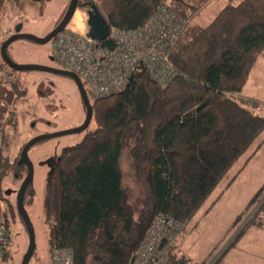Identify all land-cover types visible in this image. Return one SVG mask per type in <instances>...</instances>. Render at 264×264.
I'll use <instances>...</instances> for the list:
<instances>
[{
  "label": "trees",
  "instance_id": "1",
  "mask_svg": "<svg viewBox=\"0 0 264 264\" xmlns=\"http://www.w3.org/2000/svg\"><path fill=\"white\" fill-rule=\"evenodd\" d=\"M205 2L93 3L109 27L119 30L141 27L162 6L188 22L170 54L176 75L167 86H159L139 66L123 90L90 99L94 127L88 125L79 143L50 159L43 198L50 253L66 250L72 264H132L153 218L165 215L186 227L264 131V117L253 109L257 103L236 96L264 51V0H228L208 24L200 25L194 18ZM34 3L0 0V21L7 6L22 11ZM80 3L77 8L86 6ZM104 45L114 46L108 41ZM0 68L4 70L0 76V226L8 239L4 263L9 252L6 210L13 208L2 196V182L13 165L4 152L6 133L24 87L19 71L1 57ZM125 149L143 194L136 217L123 184L120 163ZM257 201L228 245L250 228H264V183L245 210ZM16 213L21 217L17 207ZM240 219L241 215L234 225ZM178 244L171 247L170 264H190Z\"/></svg>",
  "mask_w": 264,
  "mask_h": 264
},
{
  "label": "rangeland",
  "instance_id": "2",
  "mask_svg": "<svg viewBox=\"0 0 264 264\" xmlns=\"http://www.w3.org/2000/svg\"><path fill=\"white\" fill-rule=\"evenodd\" d=\"M80 1L92 4L96 0ZM227 1L206 0L194 21L200 25L208 24ZM34 2L22 11L15 7H6L0 21L1 43L14 33L18 25L21 26L20 33L36 37L46 36L54 24L61 20L70 0H34ZM78 9L73 22L84 30L87 20L86 9ZM7 54L17 64L59 68V64L51 59L48 43L38 44L29 39H16L7 47ZM262 58L263 56L255 63L251 75L257 87L255 99L259 101L253 109L255 113L264 117ZM17 75L22 83L21 87H24L21 88L24 97L16 103L6 133L8 145L4 152L13 165L2 182V196L13 208L12 212L6 210L9 224V252L5 264H21L29 244L26 225L16 213L15 199L17 190L27 173V165L21 162L22 145L39 135L78 127L85 119V109L79 92L69 77L37 70L19 71ZM93 127V123L88 126L89 129ZM84 133L85 131H82L43 139L28 150L33 174L24 195L23 206L33 228L35 247L27 264H51L48 224L43 211L50 159L59 154L63 148L79 143ZM120 164L123 184L128 189L129 202L136 217L142 205L143 194L140 184L133 176L127 149L122 153ZM263 183L264 131L220 180L191 222L186 227L183 226L181 234L178 233L174 243H179L177 247L190 257V264H212L217 258L218 264H264V228H250L233 244L228 245L245 219L259 204L260 201H257L258 203L255 202L251 208L245 210L247 203ZM239 215L241 219L234 225Z\"/></svg>",
  "mask_w": 264,
  "mask_h": 264
},
{
  "label": "built area",
  "instance_id": "3",
  "mask_svg": "<svg viewBox=\"0 0 264 264\" xmlns=\"http://www.w3.org/2000/svg\"><path fill=\"white\" fill-rule=\"evenodd\" d=\"M78 10L48 46L51 59L59 68L78 76L89 100L123 90L141 65L161 87L175 77L170 54L187 19L162 6L141 27L127 31L110 27L108 36L100 41L88 36L87 24L81 30L73 22ZM105 41L114 46H105ZM2 74L4 70L0 68V76ZM5 78L9 80L11 75L5 74ZM182 230L178 222L156 215L135 251L132 264H170L171 247ZM7 242V235L0 226V264H3L2 254ZM50 259L51 264H72L70 253L62 249L52 250Z\"/></svg>",
  "mask_w": 264,
  "mask_h": 264
},
{
  "label": "water",
  "instance_id": "4",
  "mask_svg": "<svg viewBox=\"0 0 264 264\" xmlns=\"http://www.w3.org/2000/svg\"><path fill=\"white\" fill-rule=\"evenodd\" d=\"M78 1L79 0H70L65 14L61 18V20L57 23V25H55L53 27V29H51V31L46 36L36 37L34 35H31V34L20 33V27L21 26L18 25L15 28L14 33L10 37L5 39L0 45V57L3 61V63H5L9 68H11L15 71L21 72V71L37 70V71H44V72H48V73H53V74H58V75H63V76L69 77L73 81V83L75 84V86L79 92L80 98L82 100L83 106L85 108V119L80 126L72 128V129L60 131V132L36 136V137L28 140L24 144V146L21 150V162H23L27 165V173H26V176L23 179L22 183L20 184L19 189L17 190L15 199H16L17 210L20 213V215L23 219V222L26 225V229H27L28 237H29V244H28V247H27L25 254L23 255L21 264H27L28 263L29 258L31 257L32 252H33L34 247H35L33 228H32L31 222L29 220L28 214L25 211L24 206H23L24 193H25V190H26L27 186L29 185V183L32 179V174H33V167H32V163L30 162L29 157H28V150L30 149V147L32 145H34L36 142H38L40 140L84 131L91 121L92 105L90 103V100L87 97V94H86V91L83 87L82 82L80 81V79L78 78V76L76 74H74L70 71L61 69V68H55V67H50V66H40V65H31V64H17L9 58V56L7 54V47L9 46L10 43L15 41L16 39H29L31 41L38 43V44L48 43L56 34H58L60 31H62L66 27V25L70 21L73 13L75 12V10L78 7ZM86 5L90 9L87 12V20H86V24L88 27V36L90 38L95 39V40L101 41L108 36L110 27L107 24V22L102 18L100 13L97 11V9L93 3L92 4H86Z\"/></svg>",
  "mask_w": 264,
  "mask_h": 264
},
{
  "label": "crops",
  "instance_id": "5",
  "mask_svg": "<svg viewBox=\"0 0 264 264\" xmlns=\"http://www.w3.org/2000/svg\"><path fill=\"white\" fill-rule=\"evenodd\" d=\"M212 20V19H211ZM57 23V22H56ZM56 23L54 24V26L56 25ZM53 26V27H54ZM53 27H52V29H53ZM264 51L258 56V58H257V60H256V62L260 59V57L261 56H263V62H264ZM255 62V63H256ZM255 63H254V65H255ZM254 65H253V67H252V69H251V71H250V74H249V76H248V79H247V81H246V83H245V85L243 86V88H242V90L240 91V93H238V94H236V96L237 97H241V98H245V99H249V100H252V101H254V102H256L257 103V99H255V97L257 96V87H256V85H255V80L252 78V71H253V68H254ZM263 65V64H262ZM262 65H261V67H262ZM262 69V68H261ZM258 103H259V101H258ZM6 261V260H5ZM4 261V262H5ZM3 264H5V263H3Z\"/></svg>",
  "mask_w": 264,
  "mask_h": 264
},
{
  "label": "flooded vegetation",
  "instance_id": "6",
  "mask_svg": "<svg viewBox=\"0 0 264 264\" xmlns=\"http://www.w3.org/2000/svg\"><path fill=\"white\" fill-rule=\"evenodd\" d=\"M80 4H86V2H81ZM84 8L86 9V14H87V12L90 10L89 9V7L86 5V6H84ZM66 12V11H65ZM65 12H64V14H65ZM58 22H59V20H58ZM57 22V23H58ZM57 25V24H56Z\"/></svg>",
  "mask_w": 264,
  "mask_h": 264
}]
</instances>
